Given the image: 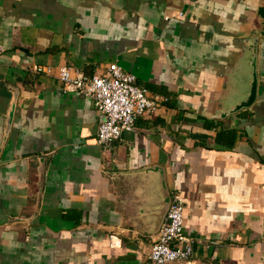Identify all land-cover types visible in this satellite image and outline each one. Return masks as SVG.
Instances as JSON below:
<instances>
[{
  "label": "crops",
  "instance_id": "obj_1",
  "mask_svg": "<svg viewBox=\"0 0 264 264\" xmlns=\"http://www.w3.org/2000/svg\"><path fill=\"white\" fill-rule=\"evenodd\" d=\"M258 1L0 0V264H150L152 179L118 172L151 164L195 239L187 263L169 264H264V39L254 103L212 117ZM111 62L158 106L103 150L102 116L56 68L89 75ZM219 126L231 145L214 140Z\"/></svg>",
  "mask_w": 264,
  "mask_h": 264
},
{
  "label": "built area",
  "instance_id": "obj_2",
  "mask_svg": "<svg viewBox=\"0 0 264 264\" xmlns=\"http://www.w3.org/2000/svg\"><path fill=\"white\" fill-rule=\"evenodd\" d=\"M2 50L0 45V52ZM31 71L47 75L52 69L49 65L35 64ZM56 77L65 89L89 98L102 116L97 124L95 142L103 150L109 148L121 132H131L138 115L151 114L158 106L157 101L137 84L135 76L114 62L108 63L100 73L89 75L59 65ZM169 196L163 220L148 248L150 264L187 263L193 253L195 239L183 230L180 195L172 189Z\"/></svg>",
  "mask_w": 264,
  "mask_h": 264
},
{
  "label": "water",
  "instance_id": "obj_3",
  "mask_svg": "<svg viewBox=\"0 0 264 264\" xmlns=\"http://www.w3.org/2000/svg\"><path fill=\"white\" fill-rule=\"evenodd\" d=\"M255 13L258 20L257 25L251 29V35L242 39L243 47L241 53L237 56L233 66L223 74L225 76L223 85L224 92L219 98V109L212 115L214 118L223 119L241 109L249 108L256 99V55L258 40L260 38L264 39V1H258ZM9 88L12 89V99L5 118L4 134L9 127L17 95L16 88L11 86ZM43 160V156L37 158L38 165L36 170L38 173V186L35 203L38 201L42 185ZM118 173L131 176L139 175L140 177L148 176L152 179V185L157 194V199L155 201L152 227L147 233L156 232L163 220L170 199L164 167L160 164H151L130 171H119ZM113 174L116 173L114 172ZM22 218L27 219L29 217Z\"/></svg>",
  "mask_w": 264,
  "mask_h": 264
},
{
  "label": "trees",
  "instance_id": "obj_4",
  "mask_svg": "<svg viewBox=\"0 0 264 264\" xmlns=\"http://www.w3.org/2000/svg\"><path fill=\"white\" fill-rule=\"evenodd\" d=\"M218 122L222 124L223 120H218ZM221 128L222 127L216 130L214 140L222 144L231 145L233 142V131L227 127Z\"/></svg>",
  "mask_w": 264,
  "mask_h": 264
}]
</instances>
